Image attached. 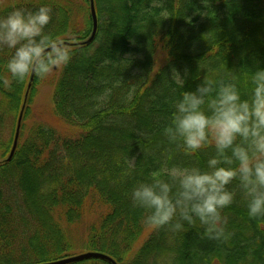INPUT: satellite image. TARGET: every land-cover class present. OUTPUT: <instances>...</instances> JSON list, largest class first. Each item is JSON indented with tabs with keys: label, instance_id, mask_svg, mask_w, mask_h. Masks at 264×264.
<instances>
[{
	"label": "trees",
	"instance_id": "trees-1",
	"mask_svg": "<svg viewBox=\"0 0 264 264\" xmlns=\"http://www.w3.org/2000/svg\"><path fill=\"white\" fill-rule=\"evenodd\" d=\"M43 2L53 8L45 31L75 50L53 74L51 95L53 116L76 134L62 138L39 124L26 129L46 78L33 75L29 90L31 75L0 87V264L74 256L70 230L87 212L95 221L81 253L100 252L116 264H166L169 256L172 264H264V218L250 219L240 196L223 211L226 243L202 238L199 227L175 237L153 232L129 198L153 173L205 166L211 149L186 157L163 129L196 82L235 74L243 93L247 75L264 67V0H93L98 29L88 45L80 43L92 33L90 0ZM8 55L0 51V76ZM26 93L18 143L6 162Z\"/></svg>",
	"mask_w": 264,
	"mask_h": 264
},
{
	"label": "clouds",
	"instance_id": "clouds-1",
	"mask_svg": "<svg viewBox=\"0 0 264 264\" xmlns=\"http://www.w3.org/2000/svg\"><path fill=\"white\" fill-rule=\"evenodd\" d=\"M0 0V51L9 53L0 87L10 89L30 75L39 79L67 67L75 50L60 36L46 32L53 8L43 0ZM187 73V72H185ZM177 83L183 87L185 78ZM163 129L169 144L195 158L211 149L205 166L175 165L164 176L153 173L138 181L129 198L143 210V224L175 237L189 228L203 229L202 238L227 242L228 218L223 211L240 196L250 219L264 218V67L247 75L245 91L238 77H205L186 90ZM166 264H172L169 256Z\"/></svg>",
	"mask_w": 264,
	"mask_h": 264
},
{
	"label": "rangeland",
	"instance_id": "rangeland-1",
	"mask_svg": "<svg viewBox=\"0 0 264 264\" xmlns=\"http://www.w3.org/2000/svg\"><path fill=\"white\" fill-rule=\"evenodd\" d=\"M78 2V1H77ZM75 2V3H77ZM58 73V70L51 73L46 79L37 85V93L34 97L33 103L30 106L29 117L25 121L26 129H31L34 125H44L46 127L55 130L62 138H68L74 136V133L71 128L63 124L61 121L56 119L53 116L52 111V93H53V74ZM94 215L93 212H87L83 217V221L72 226L70 230V235L74 242V245H77L78 248L73 255H77L81 253L80 251V241L85 238L86 228L88 225L94 223Z\"/></svg>",
	"mask_w": 264,
	"mask_h": 264
},
{
	"label": "water",
	"instance_id": "water-1",
	"mask_svg": "<svg viewBox=\"0 0 264 264\" xmlns=\"http://www.w3.org/2000/svg\"><path fill=\"white\" fill-rule=\"evenodd\" d=\"M89 8L91 11L93 28H92V33H91L89 39L80 43V44H84V45H88L93 41V39L96 35V31L98 29L97 28L96 12H95L96 7H94L93 0H90V7ZM66 44H68L69 46L71 45L69 43H66ZM32 79H33V75H31V77H30V84H28V90L31 87ZM26 97H27V93H26L23 105L21 106V110L19 112V116L17 119L16 128H15V134H14L12 148L10 149L11 151H10L8 158L5 160L6 162H9L12 159L14 152H15V149H16V146H17V143H18L21 121H22L24 109L26 107L25 106L26 105ZM91 259H96L99 261L103 260V261L109 262L110 264H116L109 256L102 254L100 252H85V253H81V254L78 253L77 255H74V256L65 257V258H62V259H59L56 261H51V262L41 263V264H74V263H79V262L87 261V260H91Z\"/></svg>",
	"mask_w": 264,
	"mask_h": 264
}]
</instances>
